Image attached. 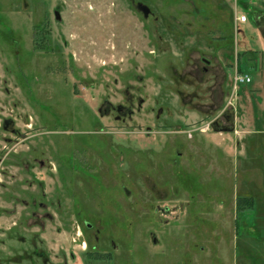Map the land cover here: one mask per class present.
Returning <instances> with one entry per match:
<instances>
[{"label": "rangeland", "instance_id": "rangeland-1", "mask_svg": "<svg viewBox=\"0 0 264 264\" xmlns=\"http://www.w3.org/2000/svg\"><path fill=\"white\" fill-rule=\"evenodd\" d=\"M0 264H264V0H0Z\"/></svg>", "mask_w": 264, "mask_h": 264}, {"label": "built area", "instance_id": "built-area-1", "mask_svg": "<svg viewBox=\"0 0 264 264\" xmlns=\"http://www.w3.org/2000/svg\"><path fill=\"white\" fill-rule=\"evenodd\" d=\"M242 21H246L247 20V17L246 16H242ZM234 80H235V87H237L238 85L240 84H246V83H249L251 81V78L248 74H245V73H236L235 74V77H234Z\"/></svg>", "mask_w": 264, "mask_h": 264}, {"label": "bare ground", "instance_id": "bare-ground-1", "mask_svg": "<svg viewBox=\"0 0 264 264\" xmlns=\"http://www.w3.org/2000/svg\"><path fill=\"white\" fill-rule=\"evenodd\" d=\"M241 19H242V17H241Z\"/></svg>", "mask_w": 264, "mask_h": 264}]
</instances>
